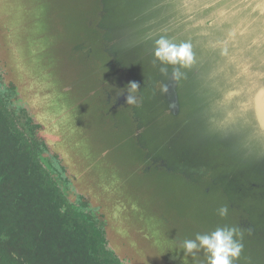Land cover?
I'll list each match as a JSON object with an SVG mask.
<instances>
[{
  "label": "water",
  "instance_id": "obj_1",
  "mask_svg": "<svg viewBox=\"0 0 264 264\" xmlns=\"http://www.w3.org/2000/svg\"><path fill=\"white\" fill-rule=\"evenodd\" d=\"M39 4L0 0V66L73 187L104 215L116 254L134 264H206L179 244L228 225L243 234L235 264H264V0H59L43 17L32 14ZM43 20L42 31L32 28ZM160 37L188 45L191 62L162 63ZM99 130L108 146L89 137ZM90 143L129 154L139 172L161 171L154 186L191 182L193 211L169 219L194 230L159 240L154 214L136 210L144 199L120 185L115 165L93 164Z\"/></svg>",
  "mask_w": 264,
  "mask_h": 264
},
{
  "label": "trees",
  "instance_id": "obj_2",
  "mask_svg": "<svg viewBox=\"0 0 264 264\" xmlns=\"http://www.w3.org/2000/svg\"><path fill=\"white\" fill-rule=\"evenodd\" d=\"M0 84L18 94L1 66ZM20 131L0 103V264H121L104 232L111 256L103 255L89 225L71 216L63 181L51 173L50 183Z\"/></svg>",
  "mask_w": 264,
  "mask_h": 264
},
{
  "label": "rangeland",
  "instance_id": "obj_3",
  "mask_svg": "<svg viewBox=\"0 0 264 264\" xmlns=\"http://www.w3.org/2000/svg\"><path fill=\"white\" fill-rule=\"evenodd\" d=\"M34 1V0H32ZM39 5L35 6L34 11H32V14H38L41 17L44 16L45 10L49 12V9L51 7H56L57 3L59 4V0H37ZM24 6V3L21 5V7ZM48 21L43 20L41 23L36 22L32 28H34L37 31H42L44 28L43 26H47ZM5 74V72H4ZM4 87L0 84V103L3 104L6 111L10 114L11 119L14 123L15 120L13 119L12 113L9 110L8 106V99L4 95V92L2 91ZM99 119V118H98ZM20 130V129H19ZM100 133H93L89 137L98 138L102 137L104 139V145L108 146L107 144V136L109 133L105 131V135L101 133V130H99ZM111 138V136L109 135ZM92 148L95 149H89L86 150L90 153L93 164H109V165H115L116 171L120 177H122V181L120 183L123 187H129L131 188L133 192V197L136 199H144L143 204L144 207L140 206L138 202H135L137 204L136 210H143L144 213L153 215L149 217V223H150V230L152 232H156L158 230V238L161 239L166 245L171 244V238L170 236L173 235L174 229L176 231H193L194 227L190 226V221H187V223H172L169 217H176L179 216H186L190 215V213L193 211V201L195 200V197H193L194 192L191 186V182L181 180L180 184L173 188H167L164 186L155 185L160 182L161 177V171L153 170L151 172H139L137 169L131 167L129 168L130 164V155L126 154L124 156H121L118 152L108 151V153L102 154L101 152L103 150L99 149L100 146L95 143H90ZM36 153V152H35ZM37 155V153H36ZM44 172L47 175L48 180L50 183H53V180L50 178L51 175L49 172L44 168ZM169 177H174L176 175L168 174ZM164 178V176L162 177ZM195 189V187H194ZM59 192L61 193L60 189ZM79 194V193H78ZM69 196V195H68ZM64 197V196H63ZM66 206H68L69 212L71 216L74 219L79 220L80 222H84L85 224L89 225L92 233L97 234L101 241H100V248L104 256H111V252L108 250V247H105V242L102 241V232L99 230V226L92 223L91 216L89 214L84 213L82 210V207L85 204H73L70 201L65 198ZM157 209L161 211L159 218L156 217ZM99 210V209H98ZM194 220V218H193ZM194 222L192 223L193 226ZM190 227V228H189ZM99 228V229H98ZM189 229V231H188ZM127 260V259H126ZM129 261V260H128ZM115 263V261H114ZM130 264H134L133 262L129 261ZM117 264V263H116ZM187 264H192L191 261H189Z\"/></svg>",
  "mask_w": 264,
  "mask_h": 264
},
{
  "label": "clouds",
  "instance_id": "obj_4",
  "mask_svg": "<svg viewBox=\"0 0 264 264\" xmlns=\"http://www.w3.org/2000/svg\"><path fill=\"white\" fill-rule=\"evenodd\" d=\"M234 35V33H229V38H233ZM155 43L156 51L154 54L164 64L186 67L192 60L188 45H175L165 37H160ZM173 74L179 79L181 75L179 68H174ZM128 88L130 94L126 96V104L136 105V97L131 93L136 92L138 85L136 82H130ZM217 213L221 218L226 217L228 207H220ZM242 239L243 234L239 228L224 225L216 227L211 232L197 233L194 239H184L179 244V249L182 250L184 256H192L193 258L202 252L206 264H235L244 247Z\"/></svg>",
  "mask_w": 264,
  "mask_h": 264
},
{
  "label": "flooded vegetation",
  "instance_id": "obj_5",
  "mask_svg": "<svg viewBox=\"0 0 264 264\" xmlns=\"http://www.w3.org/2000/svg\"><path fill=\"white\" fill-rule=\"evenodd\" d=\"M2 91L8 99V107L12 110L11 113L13 119L18 125V128L21 130L20 132L23 136L24 141L29 144V147L31 149H36L37 157L43 163V168H46L49 171L50 175L51 173H54L56 174L57 178L63 181L62 183L64 185V188H62V190L66 191V198L68 201L77 205L85 204L82 207V211L91 216L92 223L98 225L100 230L105 233L107 238L106 221L104 219V215L98 213L99 210L95 208L91 203H89L90 200L86 196L78 194V191L73 187V182L70 178V173L62 164V159L60 155L54 153L48 147L46 142L41 138V136L39 135V130L42 129V126H38L36 120L31 116V113L28 111L27 105L23 103L19 94L15 93V88L4 87ZM72 192L75 193L71 195ZM105 247H108L107 243H105ZM108 250H110L109 247ZM121 261V264H130L126 259H121Z\"/></svg>",
  "mask_w": 264,
  "mask_h": 264
}]
</instances>
